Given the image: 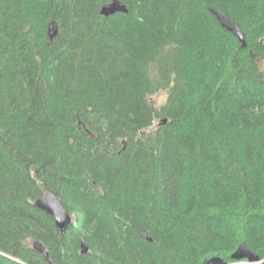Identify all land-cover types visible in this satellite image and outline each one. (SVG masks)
Here are the masks:
<instances>
[{
	"label": "trees",
	"instance_id": "trees-1",
	"mask_svg": "<svg viewBox=\"0 0 264 264\" xmlns=\"http://www.w3.org/2000/svg\"><path fill=\"white\" fill-rule=\"evenodd\" d=\"M108 1L0 0V264L264 259V0Z\"/></svg>",
	"mask_w": 264,
	"mask_h": 264
},
{
	"label": "water",
	"instance_id": "water-1",
	"mask_svg": "<svg viewBox=\"0 0 264 264\" xmlns=\"http://www.w3.org/2000/svg\"><path fill=\"white\" fill-rule=\"evenodd\" d=\"M116 12H127V8L123 2L120 0H110L104 3L101 6L100 13L104 16L114 14ZM211 12L216 16L220 25L226 30L231 32L240 42L243 47L246 46L244 39V34L238 24L231 20L225 13H223L218 8H212ZM58 33V24L56 21H51L48 25V35L50 39H53ZM263 71H264V62H263ZM165 122V119L162 120ZM35 205L52 215L55 221L56 226L60 229L61 232H64L68 225L73 221V215L67 211L59 197L52 193L49 190L43 191L36 199ZM149 239V237H148ZM33 248L41 253L45 259H48V252L46 247L39 241L35 240L32 243ZM81 251L83 253L88 251V245L84 238H80ZM230 259L232 262H228L222 257L215 255L207 259L205 264H236V263H245V264H255L264 261L254 253L252 250L247 248L244 243H240L237 248L230 254Z\"/></svg>",
	"mask_w": 264,
	"mask_h": 264
},
{
	"label": "rangeland",
	"instance_id": "rangeland-1",
	"mask_svg": "<svg viewBox=\"0 0 264 264\" xmlns=\"http://www.w3.org/2000/svg\"><path fill=\"white\" fill-rule=\"evenodd\" d=\"M262 68H263V64H262ZM166 96H167V93L165 91H160V92H157L155 93L153 96H152V99L154 101V103L159 106L161 104H163L166 100Z\"/></svg>",
	"mask_w": 264,
	"mask_h": 264
}]
</instances>
